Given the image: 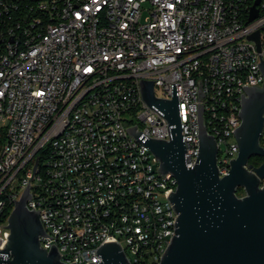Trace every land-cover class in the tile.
<instances>
[{"label": "built area", "instance_id": "obj_1", "mask_svg": "<svg viewBox=\"0 0 264 264\" xmlns=\"http://www.w3.org/2000/svg\"><path fill=\"white\" fill-rule=\"evenodd\" d=\"M255 2L0 0V249L12 200L28 185L27 206L53 237L40 244H54L63 263H95L115 242L130 264H159L175 234L177 180L126 130L170 140L139 80L155 81V97L168 100L176 83L190 169L203 105L226 176L244 87L264 84V0L249 21Z\"/></svg>", "mask_w": 264, "mask_h": 264}, {"label": "water", "instance_id": "obj_2", "mask_svg": "<svg viewBox=\"0 0 264 264\" xmlns=\"http://www.w3.org/2000/svg\"><path fill=\"white\" fill-rule=\"evenodd\" d=\"M256 0L249 21L257 17ZM259 48V33L249 37ZM258 64L264 76V61ZM155 81L139 80L144 102L163 115L168 124L170 140H155L144 136L134 126L126 128L140 140L159 163L163 176L171 174L177 180L169 201L177 213L175 234L159 264H264V149L260 138L264 129V84L244 87L238 112L240 126L235 130L239 153L231 161L229 173L220 177L217 169L218 147L207 132L203 105L197 106L199 152L196 165L185 163L186 147L180 122L176 83L171 84L172 99L155 97ZM252 157L262 164H249ZM37 166V158L32 177ZM31 177V179H32ZM242 195H238V191ZM30 188H25L8 218L10 233L0 249V264H66L51 244L42 248L40 238L49 237L42 226L39 210L29 209ZM75 264V263H72ZM130 264L118 243L111 242L98 249L95 263Z\"/></svg>", "mask_w": 264, "mask_h": 264}, {"label": "trees", "instance_id": "obj_3", "mask_svg": "<svg viewBox=\"0 0 264 264\" xmlns=\"http://www.w3.org/2000/svg\"><path fill=\"white\" fill-rule=\"evenodd\" d=\"M250 160H251L252 165H254V166H257V165L259 166L260 163L262 162L261 158H259V157H252ZM249 163H250V161H249ZM239 191H241V190H239ZM239 191H238V195H239Z\"/></svg>", "mask_w": 264, "mask_h": 264}, {"label": "rangeland", "instance_id": "obj_4", "mask_svg": "<svg viewBox=\"0 0 264 264\" xmlns=\"http://www.w3.org/2000/svg\"><path fill=\"white\" fill-rule=\"evenodd\" d=\"M249 164H252V163H251V160H250V163H249ZM261 164H262V162L260 163V165H261ZM260 165H259V166H260ZM253 166H254V165H253ZM254 167H258V165H257V166H254ZM242 194H243L242 191H239V195L241 196Z\"/></svg>", "mask_w": 264, "mask_h": 264}, {"label": "snow or ice", "instance_id": "obj_5", "mask_svg": "<svg viewBox=\"0 0 264 264\" xmlns=\"http://www.w3.org/2000/svg\"><path fill=\"white\" fill-rule=\"evenodd\" d=\"M88 71H91V69H88ZM39 94H42V93H39Z\"/></svg>", "mask_w": 264, "mask_h": 264}, {"label": "flooded vegetation", "instance_id": "obj_6", "mask_svg": "<svg viewBox=\"0 0 264 264\" xmlns=\"http://www.w3.org/2000/svg\"><path fill=\"white\" fill-rule=\"evenodd\" d=\"M262 160V159H261Z\"/></svg>", "mask_w": 264, "mask_h": 264}]
</instances>
